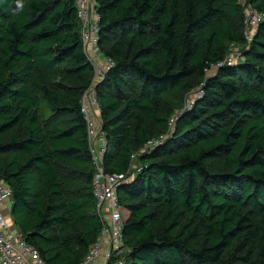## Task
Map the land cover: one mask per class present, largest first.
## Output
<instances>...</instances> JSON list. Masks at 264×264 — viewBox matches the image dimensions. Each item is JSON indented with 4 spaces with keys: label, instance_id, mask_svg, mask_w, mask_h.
Returning <instances> with one entry per match:
<instances>
[{
    "label": "trees",
    "instance_id": "1",
    "mask_svg": "<svg viewBox=\"0 0 264 264\" xmlns=\"http://www.w3.org/2000/svg\"><path fill=\"white\" fill-rule=\"evenodd\" d=\"M247 6L264 13V0H96L113 63L94 88L102 163L129 179L123 264H264V20L247 44ZM79 26L73 0H0V177L45 264H81L101 231ZM231 45L241 60L207 75Z\"/></svg>",
    "mask_w": 264,
    "mask_h": 264
},
{
    "label": "built area",
    "instance_id": "2",
    "mask_svg": "<svg viewBox=\"0 0 264 264\" xmlns=\"http://www.w3.org/2000/svg\"><path fill=\"white\" fill-rule=\"evenodd\" d=\"M73 2L80 25L82 48L93 66V79L80 99V112L86 124L88 151L93 172L91 190L96 213L101 221L99 236L89 247L81 264H109L113 259L117 264H123L121 255L123 254L124 215L116 190L122 183L129 180L128 173L107 174L104 172L102 157L106 150V140L99 125L101 111L94 90L96 83L104 77L113 63L110 59L104 58L99 66H95L91 58L98 52L97 34L100 17L96 11V0H73ZM245 15L243 35L248 44L251 42L258 24L264 20V13L257 12L247 6ZM233 47L234 45H231L230 53L222 62L211 65L209 69L205 70L207 75L217 67L233 66L238 60H241L240 52L233 50ZM195 90L194 94L186 97L184 109L191 107L194 100L200 97V88ZM174 120L175 117L170 120V125L174 123ZM162 141L163 139L149 141L135 156L152 149ZM11 197V188L0 177V264H45L37 250L5 217L7 206L11 204Z\"/></svg>",
    "mask_w": 264,
    "mask_h": 264
},
{
    "label": "rangeland",
    "instance_id": "3",
    "mask_svg": "<svg viewBox=\"0 0 264 264\" xmlns=\"http://www.w3.org/2000/svg\"><path fill=\"white\" fill-rule=\"evenodd\" d=\"M242 1H243V0H242ZM239 48H240L239 46L235 45V46L233 47V50H235V51H240ZM92 79H93V75H92ZM195 91H196V90L193 89V90L191 91L190 94H186V95L184 96V98H183L184 100H182V102H181V103H182L181 105L184 106V104H185V102H186V100H185L186 97L189 96V95H191V94H194ZM7 208H8V209L6 210V211H7V214L5 213V217L7 218V220L9 221V223H12L11 216H10V213H9V212H10V209H11V204H9V205L7 206Z\"/></svg>",
    "mask_w": 264,
    "mask_h": 264
},
{
    "label": "crops",
    "instance_id": "4",
    "mask_svg": "<svg viewBox=\"0 0 264 264\" xmlns=\"http://www.w3.org/2000/svg\"><path fill=\"white\" fill-rule=\"evenodd\" d=\"M240 3L244 4V0H239ZM92 61L95 66H99V64L103 61V57L99 54V52H96L92 57ZM98 123V121H97ZM10 213V212H9Z\"/></svg>",
    "mask_w": 264,
    "mask_h": 264
}]
</instances>
